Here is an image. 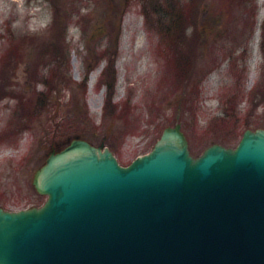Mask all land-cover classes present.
<instances>
[{
	"label": "rangeland",
	"instance_id": "obj_1",
	"mask_svg": "<svg viewBox=\"0 0 264 264\" xmlns=\"http://www.w3.org/2000/svg\"><path fill=\"white\" fill-rule=\"evenodd\" d=\"M263 50L264 0H0V207L42 206L33 175L75 137L124 167L178 123L194 157L236 148L264 128Z\"/></svg>",
	"mask_w": 264,
	"mask_h": 264
},
{
	"label": "water",
	"instance_id": "obj_2",
	"mask_svg": "<svg viewBox=\"0 0 264 264\" xmlns=\"http://www.w3.org/2000/svg\"><path fill=\"white\" fill-rule=\"evenodd\" d=\"M32 185L42 206L0 207V264H264V128L194 157L178 123L126 167L75 137Z\"/></svg>",
	"mask_w": 264,
	"mask_h": 264
},
{
	"label": "trees",
	"instance_id": "obj_3",
	"mask_svg": "<svg viewBox=\"0 0 264 264\" xmlns=\"http://www.w3.org/2000/svg\"><path fill=\"white\" fill-rule=\"evenodd\" d=\"M184 7L177 5L174 1L172 5H169L166 8V13L164 11H160L161 15L166 17V20L157 19L155 29L161 37H165L168 40V43L173 45V49H175L174 40L176 39L178 42L185 38L184 26H185V19H184ZM163 18V17H162ZM167 43V45H168ZM169 46V45H168ZM264 52V50H263ZM176 53V52H174ZM172 53V54H174ZM109 93L107 97V103L110 104L111 96H112V85L108 86Z\"/></svg>",
	"mask_w": 264,
	"mask_h": 264
},
{
	"label": "bare ground",
	"instance_id": "obj_4",
	"mask_svg": "<svg viewBox=\"0 0 264 264\" xmlns=\"http://www.w3.org/2000/svg\"><path fill=\"white\" fill-rule=\"evenodd\" d=\"M98 71H99V70H98ZM98 71H97V72H98ZM94 77H95V73H93V74L91 75V78H92V79H93Z\"/></svg>",
	"mask_w": 264,
	"mask_h": 264
}]
</instances>
